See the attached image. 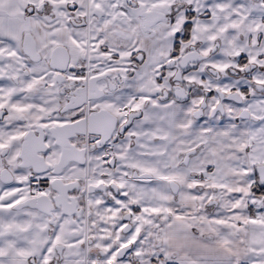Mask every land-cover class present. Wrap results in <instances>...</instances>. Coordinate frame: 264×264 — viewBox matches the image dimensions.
Returning a JSON list of instances; mask_svg holds the SVG:
<instances>
[{
	"label": "snow or ice",
	"instance_id": "snow-or-ice-1",
	"mask_svg": "<svg viewBox=\"0 0 264 264\" xmlns=\"http://www.w3.org/2000/svg\"><path fill=\"white\" fill-rule=\"evenodd\" d=\"M0 264H264V0H0Z\"/></svg>",
	"mask_w": 264,
	"mask_h": 264
}]
</instances>
